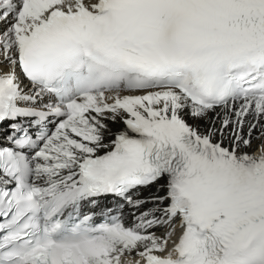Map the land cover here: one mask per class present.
I'll list each match as a JSON object with an SVG mask.
<instances>
[{"label":"snow or ice","instance_id":"obj_1","mask_svg":"<svg viewBox=\"0 0 264 264\" xmlns=\"http://www.w3.org/2000/svg\"><path fill=\"white\" fill-rule=\"evenodd\" d=\"M254 130L264 0H0V264H264Z\"/></svg>","mask_w":264,"mask_h":264},{"label":"bare ground","instance_id":"obj_2","mask_svg":"<svg viewBox=\"0 0 264 264\" xmlns=\"http://www.w3.org/2000/svg\"><path fill=\"white\" fill-rule=\"evenodd\" d=\"M213 114L212 113H209V116H212ZM200 124V127H201V130H203V128L205 127V125L207 124V120L205 121H202V122H197ZM122 125H116L114 126L115 127H121ZM245 132H247V128H245ZM257 133L256 131L254 130L253 131V138L251 140V147L245 149V151L249 152V153H258V146L261 144L262 141H264V137H261V139H256ZM154 191V189H145L142 191V194L143 195H148L150 192ZM150 205H145V207H149ZM126 210H127V220L130 221L132 219V216H131V212L133 211V209L129 208L128 206L126 207ZM156 233L158 235H163L164 233V228H156L155 229ZM177 231H178V225H177Z\"/></svg>","mask_w":264,"mask_h":264}]
</instances>
